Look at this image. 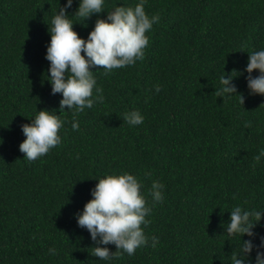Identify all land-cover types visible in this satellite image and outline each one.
I'll list each match as a JSON object with an SVG mask.
<instances>
[{
	"label": "trees",
	"instance_id": "1",
	"mask_svg": "<svg viewBox=\"0 0 264 264\" xmlns=\"http://www.w3.org/2000/svg\"><path fill=\"white\" fill-rule=\"evenodd\" d=\"M65 2L0 0V264H231L240 239L258 246L246 260L255 264L264 251V156L253 159L264 150V96L250 94L244 69L249 54L264 50V0H145L159 22L146 33L144 59L108 75L92 69L103 102L79 113L78 130L47 80L48 26ZM138 2L104 0L105 11L85 21L74 15L79 0L66 12L87 39L98 15ZM228 74L237 75L243 105L236 93L216 96ZM41 109L64 121L62 142L29 162L21 125ZM131 111L142 124L124 120ZM125 172L152 209L142 225L148 241L105 261L91 254L97 241L76 215L96 179ZM153 181L164 185L162 203L149 195ZM236 206L262 212L253 237L227 235Z\"/></svg>",
	"mask_w": 264,
	"mask_h": 264
},
{
	"label": "clouds",
	"instance_id": "2",
	"mask_svg": "<svg viewBox=\"0 0 264 264\" xmlns=\"http://www.w3.org/2000/svg\"><path fill=\"white\" fill-rule=\"evenodd\" d=\"M72 2L73 0H66L64 6L59 7L51 18L50 28L48 26L50 40L45 58L49 61L47 80L51 84V92L62 95L60 110H64L65 106L67 110H73L71 127L78 130L76 117L79 113L91 108L95 102H103L102 89L96 86L92 69L103 68L104 74L108 75L114 69L133 65L144 59V50L149 44L146 33L154 23L159 22V16L149 17L144 9L145 0H139L134 7L117 6L107 12L106 18L98 15L87 39H84L73 29L74 22L66 12ZM104 11V0H79L74 15L85 21L92 14ZM253 70H258L259 75L253 77ZM244 71L248 73L246 80L250 94L264 96V50L249 54ZM236 76H222L221 87L215 92L217 97L222 98L236 93L243 105V95L237 92L236 86L231 82ZM94 89L97 94L95 97ZM155 90L159 92L160 86L156 85ZM123 118L130 125L142 124L144 120L138 111L125 113ZM63 126L64 121L57 114L44 109L37 111L31 123L21 125L25 139L19 144V150L24 158L29 162L35 161L60 145L62 141L59 132ZM261 156H264V150L253 157L254 161L258 163ZM96 180L97 183L91 190L92 198L76 215L77 224L87 229L91 239L97 241V246L92 247L93 256L105 261L119 259L123 253L131 256L148 241L142 225L150 223L146 217L152 209L141 192L142 185L134 175L127 172L108 174ZM163 188L161 182H152L149 195L154 203L163 202ZM261 215V211L234 207L226 224L227 235L238 236L239 239L244 235L253 237V229L260 222ZM151 239V246L155 247L157 238L153 236ZM109 244L115 245V251L106 247ZM259 247H264V237H261ZM254 248L258 249V246L251 239H240L239 248L231 255V264H246ZM49 251L56 254L54 248ZM255 264H264V251H256Z\"/></svg>",
	"mask_w": 264,
	"mask_h": 264
}]
</instances>
